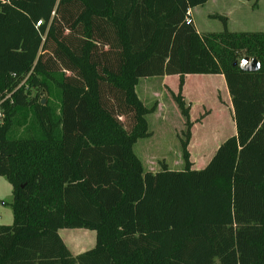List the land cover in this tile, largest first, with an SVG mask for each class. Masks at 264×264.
<instances>
[{"label":"trees","instance_id":"1","mask_svg":"<svg viewBox=\"0 0 264 264\" xmlns=\"http://www.w3.org/2000/svg\"><path fill=\"white\" fill-rule=\"evenodd\" d=\"M207 2L0 0V92L16 89L0 125L14 195L0 264H264V31L216 14L224 28L200 33L188 18ZM245 56L261 68L242 70ZM187 74L224 75L237 128L201 169ZM163 75L180 79L185 167L152 172L134 145L157 105L136 85ZM62 228L94 230L95 246L74 255Z\"/></svg>","mask_w":264,"mask_h":264},{"label":"crops","instance_id":"2","mask_svg":"<svg viewBox=\"0 0 264 264\" xmlns=\"http://www.w3.org/2000/svg\"><path fill=\"white\" fill-rule=\"evenodd\" d=\"M234 1L239 2L242 6V9L244 10L245 8V10L249 11L251 14L255 12H262L264 14V11H261L262 6H264V0H234ZM215 2L218 3V1L216 0H208L206 4L202 6H196L191 9L193 22L200 33L209 32V30H207V24L205 23H209L210 20H212L211 19L213 17L212 15H214L217 12L209 11L207 10V8L209 4ZM229 6L230 4H228L227 7ZM204 8L206 9L204 10ZM222 13L223 14L220 13L217 14L226 16L228 18V26H231L232 20L235 19L234 17L235 12L229 8L226 12L224 11ZM206 20H208V22H205ZM241 24L245 25V21H242ZM246 29L248 28H245L243 30H233V31H255V30H246ZM256 31H260V30H256ZM156 77L161 78L159 82L141 83L142 78H148V77H142L139 79L138 84L136 85V91L140 99L142 101H143L142 97L149 100L155 99L154 104L157 105V108L152 113L157 114V116L162 119L166 118V120H169L171 116L172 118H174L172 113L177 111V115H179L178 119L180 120L179 124L181 125L177 127L176 130L177 129L180 130L181 128L183 129L184 126L186 125L185 124L186 118L182 115L181 110L178 104L176 103V101L174 100V98H172L171 95L169 98L167 96L168 93H165L164 91V88L168 87L169 89H171V92H175V93L178 92L179 83H180L179 75H163ZM155 83H157V85ZM153 85L155 87H158L161 90V92L160 93L157 91L153 92V94L150 96L148 91L150 87ZM183 94L186 101L191 104L190 116L192 121L194 122V125L192 127V137L189 144L191 161L193 163V168L201 169L204 168L208 164V162L212 159L213 155L215 154L219 146L229 136L235 135L237 133L236 123L234 120V108L232 104V98L226 83V79L223 74H187L185 77ZM158 96H162V98ZM156 100H158L159 102H157ZM165 102L169 104V107L167 106L168 107L167 110L164 107ZM194 113H199V116L197 118H194ZM154 120H157V122H159L160 119H154ZM169 123H172V121H170ZM152 135L153 133L148 137H151ZM176 136H177V131H176ZM148 137H144V138H148ZM141 139L143 138L138 139V141L135 143L134 151L141 159L145 170L150 171L148 169L151 170L157 169L159 171L162 169L163 163H165L169 168H171L169 166V164L171 163L177 164L176 166L181 165L178 168L185 167V161L182 152V143L180 138H178L180 141V150H181L180 153L178 154L180 156L179 159L176 160L175 162L171 161L172 158L169 159L167 157L168 153L165 152L164 148L161 149L160 150L161 152L157 153L156 155L150 156L148 155V153L145 154V149H147L148 146L141 145V147H139V152H138L136 147ZM162 159H165L166 161H162L160 166L159 160ZM67 237L69 238L70 235H68ZM65 243L67 244V246L74 255L82 253L78 251L75 252L73 250V248H75L74 244H73V248H71V246L66 241Z\"/></svg>","mask_w":264,"mask_h":264},{"label":"rangeland","instance_id":"3","mask_svg":"<svg viewBox=\"0 0 264 264\" xmlns=\"http://www.w3.org/2000/svg\"><path fill=\"white\" fill-rule=\"evenodd\" d=\"M218 1L215 3H211L208 5L207 10L212 12H217L220 14H223L222 12H226L229 8L234 11V17L235 19L232 20L231 26H228L230 30H243L245 28H248L246 30H264V14L262 12H255L250 13L249 11L242 9V6L239 2L234 0H216ZM228 4H230L229 7ZM206 8H204L205 10ZM245 11V12H244ZM264 11V6H262V10ZM215 13L214 15H216ZM213 16V15H212ZM212 20H210L207 24V30L209 31H217L222 30L224 28L223 21L217 17H212ZM245 21V25H242L241 22ZM205 22H208L206 20ZM160 77H148V78H142L141 83H153V82H159ZM157 85V83H155ZM155 88V89H154ZM155 87L154 85L150 87L149 89V95L151 96L153 92H161V90ZM157 89V90H156ZM165 93H168L167 96L170 98V95L173 98L171 89L168 87L164 88ZM170 93V94H169ZM166 96V97H167ZM162 98V96H158ZM143 102L146 106L151 107L155 99L149 100L146 98H143ZM159 102L158 100H156ZM169 107V104L165 102V109ZM174 118H171L169 120L159 118L157 114L151 113L147 115V120L149 122V128L152 131L153 135L148 138H143L139 141V144L137 145L136 149L139 152V147L141 145H147L148 148L145 149V154L148 153V155H156L157 153L161 152V149H165V152L168 153L167 157L171 159V161L175 162L179 159L180 153V141L178 138H184V133L187 130L186 125L184 128L180 130H176L177 127H179L181 124H179V115H177V111L172 113ZM203 115V114H202ZM199 116V113H194V118H197ZM122 120H125L123 117ZM154 119H160L159 122ZM172 121V123H169ZM125 124L128 126L129 123L125 121ZM177 131V136H176ZM183 136V137H181ZM230 137V136H229ZM228 137V138H229ZM179 151V152H178ZM160 166L162 161H166L165 159L159 160ZM177 164H169L172 170H182L183 168H178L180 166H176ZM161 169V168H160ZM152 172H157V169H148ZM13 191H12V185L8 181V179L4 176H0V224H12L13 223V210L11 206V202L13 201ZM59 233L61 237L73 248V244L75 245V248L73 250L76 252H83L85 250H88L92 247H94L96 243V232L91 229L87 228H62L59 230ZM70 235L68 238L67 236ZM75 235V236H74Z\"/></svg>","mask_w":264,"mask_h":264},{"label":"built area","instance_id":"4","mask_svg":"<svg viewBox=\"0 0 264 264\" xmlns=\"http://www.w3.org/2000/svg\"><path fill=\"white\" fill-rule=\"evenodd\" d=\"M190 13H191V10H190ZM188 21L189 22H192L193 21L192 15H191V17L188 18ZM40 23H41V21L38 22V24H40ZM24 83H25V80L18 85V88L20 86H22ZM15 90L16 89H14L11 92H9V91L3 92V93L0 92V125L3 124L4 121H5V116H6L5 104L7 102H11L12 103V101H13L12 100V93L15 92Z\"/></svg>","mask_w":264,"mask_h":264},{"label":"water","instance_id":"5","mask_svg":"<svg viewBox=\"0 0 264 264\" xmlns=\"http://www.w3.org/2000/svg\"><path fill=\"white\" fill-rule=\"evenodd\" d=\"M236 64H239L240 68L244 71H257L261 68V62L257 58L249 56H245L239 62H236ZM45 101L46 99H43V103Z\"/></svg>","mask_w":264,"mask_h":264}]
</instances>
